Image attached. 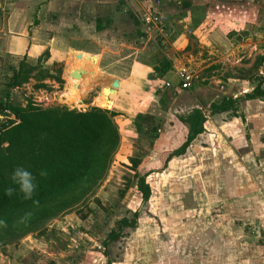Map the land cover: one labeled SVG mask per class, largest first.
<instances>
[{
  "label": "rangeland",
  "instance_id": "obj_1",
  "mask_svg": "<svg viewBox=\"0 0 264 264\" xmlns=\"http://www.w3.org/2000/svg\"><path fill=\"white\" fill-rule=\"evenodd\" d=\"M179 1L122 0L117 12L119 0H20L28 6V22L36 25L40 20L41 27L49 29L47 36L56 41L54 57L61 60H51L47 48L30 63L36 66L31 73L40 80L29 78L7 87L11 68L21 60L29 62L25 55L0 54V98L7 94L12 104L41 108L98 107L116 113L125 107L131 123L136 114L142 116L141 132L130 142L118 140L104 177L77 204L12 242H0V264H264V145L252 144L254 132L246 130L241 141L236 140L247 185L225 174L239 166L238 161L215 171L197 155L194 159L188 147L162 166L185 136L178 116L194 107L205 113L203 109L230 91L242 89L226 82L227 76L254 84L264 78V0H187V7H180ZM155 11L165 16L164 37L154 31L148 37L140 30L139 17ZM97 19L100 30L95 28ZM66 48L100 56L95 73L88 76L93 74L91 80L74 86L78 92L69 91L76 53ZM218 58L222 60L214 61ZM166 63L169 71L156 79ZM178 68L192 74L186 88L178 86ZM44 71L59 72L61 82L43 77ZM133 76L135 81L122 93L127 97L119 96L125 106L111 109L110 97L118 86L104 100L95 98L101 84L118 77L131 81ZM142 76L145 81L140 83ZM239 103L232 100L224 116L236 110L241 114ZM151 128L157 137L151 136ZM257 135L262 143L264 131ZM199 141L194 143L199 146ZM128 157L137 158V166L130 168ZM158 167L145 177V199L136 189V177ZM133 211L138 213L134 227L124 228L104 247L102 241L115 230L116 221L131 219Z\"/></svg>",
  "mask_w": 264,
  "mask_h": 264
},
{
  "label": "trees",
  "instance_id": "obj_2",
  "mask_svg": "<svg viewBox=\"0 0 264 264\" xmlns=\"http://www.w3.org/2000/svg\"><path fill=\"white\" fill-rule=\"evenodd\" d=\"M178 4L180 7H187L189 2L181 0ZM121 5L122 0H119V5L115 8L117 12ZM128 16L134 18L130 12ZM109 20L108 17L104 19L105 22ZM101 27L100 20L97 19L95 28L100 30ZM22 62L21 60L18 63V67L11 68L7 87L22 84L29 78L40 80L36 73H31L36 66ZM169 68L168 63L163 65L159 76ZM42 75L55 82H61L59 72L50 75L48 71H44ZM42 75L40 74V77ZM263 85L264 78L244 93L243 98L264 97ZM6 97L7 94L0 98V221H5L7 226L0 225V242H12L31 232L39 224L42 225L60 212L73 207L89 194L104 177L119 140L117 127L112 119L115 115L113 111L98 107L81 111L65 106H22L12 104ZM231 103L232 99L225 97L210 108L214 112L224 111L230 108L228 104ZM141 117L138 113L132 120L137 133L141 132L138 121ZM177 118L185 124V136L183 141L163 158V167L171 158L183 154L191 141L203 131L204 113L201 109L192 108L189 113ZM149 133L152 137L158 136L155 128L149 129ZM128 161L130 168L139 163L135 157H128ZM18 166L27 169L36 177L38 187L30 200L23 199L18 186L10 179L13 170ZM159 169H145L136 177L135 185L141 197L146 199L149 196L145 177ZM42 170L47 172V176H40ZM9 186L17 189L11 197L5 195V189ZM35 201H38V204ZM27 212L33 213L30 221L18 223ZM137 214L133 211L131 219H118L115 230L107 233L102 245L105 247L109 241L118 237L124 228L132 229ZM45 264L57 263L48 260Z\"/></svg>",
  "mask_w": 264,
  "mask_h": 264
},
{
  "label": "crops",
  "instance_id": "obj_3",
  "mask_svg": "<svg viewBox=\"0 0 264 264\" xmlns=\"http://www.w3.org/2000/svg\"><path fill=\"white\" fill-rule=\"evenodd\" d=\"M44 6V3L40 4L41 8ZM27 8V4L21 3L20 0H0V54L2 55V53H6L10 55H25V62H29L28 64H30L32 60H34L35 57L38 55V53L48 48L49 53L51 54V60H61L60 58L55 59L54 57V54L56 52V50L54 49V42L56 41H54V37H52V35L47 36L46 33L49 29H43L41 27L40 20H38V24L36 25H32L31 21L28 22V17L25 13ZM14 47L18 48V52L14 53V51H16ZM67 50L69 51L71 49L66 48V51ZM95 56L96 63L100 64V56ZM217 60H222V58H218L214 61ZM251 60L253 59H250V62ZM250 62L248 64H250ZM73 66H75L73 70H81V72L79 73L78 77L71 76L72 84H69V91L77 90L78 92V89L75 87L81 85V82H84L87 79L91 80L96 70L94 68V64L88 61L87 54L83 52H80L79 58L76 57L75 62H73L72 64V67ZM169 69L164 73H167ZM92 71L94 72L91 78H89V75H91ZM159 77L162 76H158L156 79H159ZM131 78L132 77H130V79ZM138 79L142 80L140 81V83L145 81L143 76L139 77ZM225 79L226 82H230V84H233L236 89L242 87L241 90H232L226 95L232 100L237 99L240 101L239 107L241 108V114L238 112V110H236L234 111V114L232 113L230 115L224 116L229 109L215 112L212 110V108H210L209 110L203 109L205 111L204 122L202 125L203 131L191 141L188 148H190L192 152H194V159L197 155L199 157V160L207 161L210 163L211 166H213V168L215 167V171H220L221 168H225V166L229 165V163L233 161H238L240 165H237V167L235 168L232 167L229 173L225 172V174H233L234 178L243 179L242 181H244V184L247 185V182L250 180L249 177L246 176L247 171L245 170V168L243 169L242 164L244 162L239 161V158L242 156H238L235 151V148L237 147L236 140L241 141L242 132L245 133L246 130H249L248 132L250 133V135L251 133H255L254 136L257 137L254 138L255 142L251 139V141L254 142L252 144L254 146H259L260 144L264 145V140L262 143H260L261 141L259 135H257L260 132L264 131V97L252 99L243 98V94L250 91L254 86V80L237 78L235 76H227ZM117 80L118 88L116 89L115 94H112L113 96L111 95L110 97L113 102L111 109L121 107V105L125 106V103H122V101L119 99V96H123L124 98H126V94L122 95L123 92L127 91L126 84L128 82L132 83L135 81L134 76L133 80L131 79V81L126 80V78L119 77L117 78ZM147 81L151 82L153 80L148 79ZM112 89L113 87H111V84H101L100 88L95 92V94H100V96L96 95L95 98L101 97V99L103 98L104 100L107 94L112 92ZM145 93L149 94L150 91L147 90ZM114 111L116 112L114 115V122L117 124V126H119L117 127L119 139L130 142L131 139L135 136L136 130L129 118L127 117L126 108L124 107L123 110L121 109V111ZM216 117L219 118L216 120ZM217 121L218 123H216ZM200 135L203 136L202 142L199 141ZM195 141H199L201 144L198 146L194 143ZM150 173H148V175ZM195 175L197 174L195 173ZM193 176L194 175H192L190 178H193Z\"/></svg>",
  "mask_w": 264,
  "mask_h": 264
},
{
  "label": "clouds",
  "instance_id": "obj_4",
  "mask_svg": "<svg viewBox=\"0 0 264 264\" xmlns=\"http://www.w3.org/2000/svg\"><path fill=\"white\" fill-rule=\"evenodd\" d=\"M40 176H47V172L42 170L40 172ZM10 179L12 180L13 184L18 186L19 193L22 195L24 200H30L33 198L38 185L36 183V177L30 171L18 166L13 170ZM16 191V188L9 186L5 189V195L11 197L16 193ZM35 203L38 204V201H35ZM32 216L33 213L27 212L19 219L18 223H27L30 221ZM0 225L4 227L7 226L5 221H0Z\"/></svg>",
  "mask_w": 264,
  "mask_h": 264
},
{
  "label": "built area",
  "instance_id": "obj_5",
  "mask_svg": "<svg viewBox=\"0 0 264 264\" xmlns=\"http://www.w3.org/2000/svg\"><path fill=\"white\" fill-rule=\"evenodd\" d=\"M138 20L140 23V30L142 34L144 33L148 37H150L151 32L154 31L157 36L164 37L166 19L163 13H160L158 11L152 13H143ZM176 77L178 81V86L180 88H186L190 84L192 74L183 68H178L176 70ZM164 86L167 87L166 82H164Z\"/></svg>",
  "mask_w": 264,
  "mask_h": 264
},
{
  "label": "water",
  "instance_id": "obj_6",
  "mask_svg": "<svg viewBox=\"0 0 264 264\" xmlns=\"http://www.w3.org/2000/svg\"><path fill=\"white\" fill-rule=\"evenodd\" d=\"M70 51V50H69ZM71 52H75L76 54H75V56L77 57V58H79L80 57V52L79 51H72L71 50ZM87 59H88V61L90 62V63H92V64H95L96 63V56L95 55H91V54H87ZM81 72V70H73V71H71V75L73 76V77H78V75H79V73ZM111 87H117L118 86V80L116 79V78H112L111 79ZM85 109H81V111H84Z\"/></svg>",
  "mask_w": 264,
  "mask_h": 264
}]
</instances>
